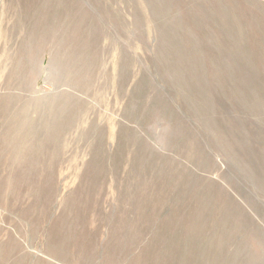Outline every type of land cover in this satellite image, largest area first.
Listing matches in <instances>:
<instances>
[{"label":"rangeland","instance_id":"obj_1","mask_svg":"<svg viewBox=\"0 0 264 264\" xmlns=\"http://www.w3.org/2000/svg\"><path fill=\"white\" fill-rule=\"evenodd\" d=\"M261 133L264 0H0V264H264Z\"/></svg>","mask_w":264,"mask_h":264},{"label":"trees","instance_id":"obj_2","mask_svg":"<svg viewBox=\"0 0 264 264\" xmlns=\"http://www.w3.org/2000/svg\"><path fill=\"white\" fill-rule=\"evenodd\" d=\"M227 31H229L228 29H227ZM233 38L235 39V40H238V35L237 34H235L234 36H233ZM237 42V41H236ZM232 43V42H231ZM246 75H247V73L246 74H244L243 75V77H244V81L246 82V84L247 85H249V86H251V81H250V79L249 78H247L246 77ZM231 121L232 122H234V123H238V118L237 117H231ZM240 123V122H239ZM254 124H256V123H254V122H250V123H248V126L249 127H252ZM252 129V128H251ZM253 130H256V129H253ZM233 137V135L231 136V138ZM257 137V136H256ZM228 140V138L226 137V139H225V141H227ZM259 140L261 141V142H263L264 141V136L262 135V133H261V135H260V137H259ZM263 143H261V145H262ZM239 146L241 147V148H245L244 150H243V153L244 154H247V155H252L251 153H250V150L252 149V150H254V148H256V144H255V142H253V143H251L250 144V148H246V146H247V144H246V142H244V141H242V142H240L239 143ZM260 156L259 155H257V156H254V157H252L251 159H250V161H252V160H254L255 162H253V163H258V158H259Z\"/></svg>","mask_w":264,"mask_h":264}]
</instances>
